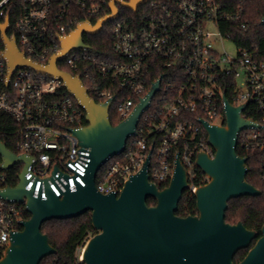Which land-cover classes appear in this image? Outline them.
I'll use <instances>...</instances> for the list:
<instances>
[{"label": "built area", "instance_id": "1", "mask_svg": "<svg viewBox=\"0 0 264 264\" xmlns=\"http://www.w3.org/2000/svg\"><path fill=\"white\" fill-rule=\"evenodd\" d=\"M111 1L21 0L8 35L15 37L28 59L46 65L79 25H95L111 14ZM13 2L0 0V22L10 15ZM115 5L118 16L110 20L112 50L102 56L86 42L85 36L92 34L85 32L83 41L91 49H72L57 63L60 69L79 75L89 89L84 77L97 102L114 98L111 108L117 106L121 121L159 82L134 136L97 173L98 192L119 194L149 154V180L158 186L170 182L179 154L188 175L185 192L194 195L208 182L196 165L197 154L214 155L201 120L224 125L225 98L236 107L245 104L243 115L257 124L238 133L236 150L241 156L258 155L264 179V53L258 44L246 42L252 24L241 0H148L136 10L118 1ZM1 35L0 111L18 124L11 131L16 137L14 152L31 158L26 188L47 199L50 192L61 196L86 186L90 148L79 145L74 134L86 124L85 108L58 76L32 67H18L10 74ZM227 44L233 45L234 52ZM17 164L22 171L25 163ZM12 168L0 169V191L10 186ZM26 214L24 203L0 196V258ZM78 258L75 264L83 263L81 251Z\"/></svg>", "mask_w": 264, "mask_h": 264}, {"label": "water", "instance_id": "2", "mask_svg": "<svg viewBox=\"0 0 264 264\" xmlns=\"http://www.w3.org/2000/svg\"><path fill=\"white\" fill-rule=\"evenodd\" d=\"M117 1L136 10L148 0H112L111 14L100 18L95 25L88 22L79 25L63 39L62 51L54 54L46 65L28 59L19 50L15 37H9V14L4 22H0L6 45L3 56L10 74L18 67H32L58 76L68 92L83 105L86 124L74 130V134L79 145L90 148L91 158L85 175L86 186L79 185L76 191L67 190L61 196L50 192L47 199H42L33 195V189L26 188L25 174L31 158L16 154L0 139L1 170L25 163L18 184L1 190L0 196L24 203L29 213V218L19 222L22 228L12 232L0 264H40L43 258L57 251L48 235L42 232L44 222L77 217L86 212L91 213L96 233L87 239L82 249L83 264H235V254L249 247L258 232L249 230L242 221L232 224L225 220L229 201L261 194V190L247 180L250 170L247 157L236 150L238 133L243 128L257 125L243 115L245 104L236 107L225 98L224 125L201 120L214 155L199 152L196 157V165L208 176V182L194 193L197 214H177L179 202L189 186L187 170L179 154L174 174L163 188L149 180V154L141 171L125 181L119 194L97 190V173L110 158L124 150L128 138L134 136L142 112L148 108L159 82L126 119L113 125L110 108L114 98L97 102L79 75L60 69L57 63L72 49H91L84 43L83 33L97 34L104 23L117 17ZM149 199L155 204L150 205ZM261 233L238 264H264V224Z\"/></svg>", "mask_w": 264, "mask_h": 264}, {"label": "trees", "instance_id": "3", "mask_svg": "<svg viewBox=\"0 0 264 264\" xmlns=\"http://www.w3.org/2000/svg\"><path fill=\"white\" fill-rule=\"evenodd\" d=\"M21 0H14L10 5V19L13 23L19 13ZM241 3L246 9L247 17L250 19L252 29L247 36L249 43L258 44L261 53H264V25L261 20L264 18V0H241ZM112 26V25H111ZM110 28L103 30L96 35H86L85 40L92 45L95 50L102 54L112 50L113 34ZM238 37V36H236ZM241 36L238 37V39ZM242 43L244 41L241 40ZM60 67L64 69L63 65ZM69 70V68H68ZM84 83L90 89V95L95 97L94 89H92L83 77ZM228 94V93H227ZM228 97L230 98L229 94ZM118 100V96H117ZM116 107L110 110V120L113 125L121 121ZM86 123V121H85ZM17 122L9 115L0 111V139L4 141L9 149L15 151L16 137L11 135V131L17 128ZM247 157V164L250 168L247 174V180L261 190V194L257 196H241L233 198L229 201V207L226 211L225 220L229 223L242 221L243 224L252 230H257L261 234V228L264 224V179L260 177V162L257 154H244ZM1 161V157H0ZM21 165L16 164L10 170L8 184L16 186L18 184V176L21 172ZM202 172H200L201 174ZM169 182L159 185L160 188L167 186ZM150 205L155 204L153 199H149ZM180 216H188L197 214L196 198L193 194L184 192L182 199L179 202ZM29 218V214H26ZM42 232L48 235L50 243L57 250L49 256L42 259L40 264H75L79 259V253L83 244L85 245L87 238L96 233L92 225L91 213L86 212L77 217L67 219H52L44 222ZM84 247V246H83ZM246 253L241 250L235 260L238 262ZM83 264V263H81Z\"/></svg>", "mask_w": 264, "mask_h": 264}, {"label": "flooded vegetation", "instance_id": "4", "mask_svg": "<svg viewBox=\"0 0 264 264\" xmlns=\"http://www.w3.org/2000/svg\"><path fill=\"white\" fill-rule=\"evenodd\" d=\"M195 215V214H194ZM180 216V215H179ZM233 224V223H232ZM252 230V229H251ZM257 231V230H256ZM258 232V231H257ZM262 234V233H261ZM261 234L258 232V237L257 238H255V239H253V241H252V243H251V245L249 246V247H247V248H243V249H240L236 254H235V256H234V263L235 264H238L239 262H241L244 258H245V256L247 255V253L249 252V250H250V248L255 244V242L258 240V238L261 236ZM241 250H243V251H246V253L244 254V256L238 261V262H236V260H235V258H236V256H237V254L241 251Z\"/></svg>", "mask_w": 264, "mask_h": 264}, {"label": "rangeland", "instance_id": "5", "mask_svg": "<svg viewBox=\"0 0 264 264\" xmlns=\"http://www.w3.org/2000/svg\"><path fill=\"white\" fill-rule=\"evenodd\" d=\"M124 9V8H123ZM112 21H108V22H106V24H105V30L107 29V28H110V26L112 25ZM93 35H96V34H92V36ZM227 48H228V50L229 51H231V52H234V48H233V45L232 44H227ZM63 67H64V69H66V70H68V67L66 66V65H63ZM91 237V236H90ZM83 246H84V244H83ZM83 246H82V248H81V253H82V249H83Z\"/></svg>", "mask_w": 264, "mask_h": 264}, {"label": "bare ground", "instance_id": "6", "mask_svg": "<svg viewBox=\"0 0 264 264\" xmlns=\"http://www.w3.org/2000/svg\"><path fill=\"white\" fill-rule=\"evenodd\" d=\"M86 244V243H85ZM82 258V257H81Z\"/></svg>", "mask_w": 264, "mask_h": 264}]
</instances>
